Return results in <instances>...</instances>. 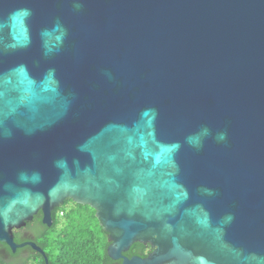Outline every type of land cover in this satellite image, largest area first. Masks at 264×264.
Masks as SVG:
<instances>
[{"label": "water", "instance_id": "1", "mask_svg": "<svg viewBox=\"0 0 264 264\" xmlns=\"http://www.w3.org/2000/svg\"><path fill=\"white\" fill-rule=\"evenodd\" d=\"M66 200L121 264H264V0H0V242L48 264Z\"/></svg>", "mask_w": 264, "mask_h": 264}, {"label": "trees", "instance_id": "2", "mask_svg": "<svg viewBox=\"0 0 264 264\" xmlns=\"http://www.w3.org/2000/svg\"><path fill=\"white\" fill-rule=\"evenodd\" d=\"M41 218L39 211L32 221L20 230H14L13 234L16 242L33 240L43 249L48 264H121V259L113 260L108 256L107 233L90 206L66 200L52 211L51 226L44 224ZM150 251L149 244L135 242L124 254L143 257ZM0 264L46 263L42 254L28 245L12 252L9 246L0 242Z\"/></svg>", "mask_w": 264, "mask_h": 264}, {"label": "flooded vegetation", "instance_id": "3", "mask_svg": "<svg viewBox=\"0 0 264 264\" xmlns=\"http://www.w3.org/2000/svg\"><path fill=\"white\" fill-rule=\"evenodd\" d=\"M32 220H33V219H32ZM32 220H31V221H32ZM23 227H24V226H23ZM23 227H22V228H23ZM20 229H21V228H20ZM20 229H16V230H20Z\"/></svg>", "mask_w": 264, "mask_h": 264}, {"label": "built area", "instance_id": "4", "mask_svg": "<svg viewBox=\"0 0 264 264\" xmlns=\"http://www.w3.org/2000/svg\"><path fill=\"white\" fill-rule=\"evenodd\" d=\"M62 212H60V215H61Z\"/></svg>", "mask_w": 264, "mask_h": 264}, {"label": "rangeland", "instance_id": "5", "mask_svg": "<svg viewBox=\"0 0 264 264\" xmlns=\"http://www.w3.org/2000/svg\"><path fill=\"white\" fill-rule=\"evenodd\" d=\"M8 256H6V258H7Z\"/></svg>", "mask_w": 264, "mask_h": 264}]
</instances>
